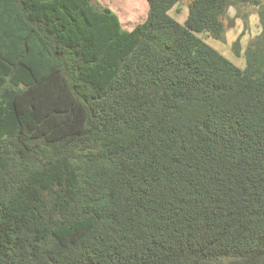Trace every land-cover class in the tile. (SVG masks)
Returning a JSON list of instances; mask_svg holds the SVG:
<instances>
[{"label": "trees", "instance_id": "1", "mask_svg": "<svg viewBox=\"0 0 264 264\" xmlns=\"http://www.w3.org/2000/svg\"><path fill=\"white\" fill-rule=\"evenodd\" d=\"M145 1L0 0V264H264V4Z\"/></svg>", "mask_w": 264, "mask_h": 264}, {"label": "rangeland", "instance_id": "2", "mask_svg": "<svg viewBox=\"0 0 264 264\" xmlns=\"http://www.w3.org/2000/svg\"><path fill=\"white\" fill-rule=\"evenodd\" d=\"M101 5L107 6L118 17L125 30H132L136 25L145 20L147 3L145 0H96ZM264 4V0H259ZM187 3L175 6L169 15L182 24L187 16ZM257 6H244L239 9L230 8L223 19L225 34L222 42H216L202 37L207 44L223 55L238 68L243 69L245 61L243 52L262 32V25L258 16ZM239 41V57L235 56L234 43Z\"/></svg>", "mask_w": 264, "mask_h": 264}]
</instances>
